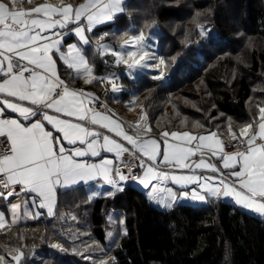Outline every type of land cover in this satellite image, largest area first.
Wrapping results in <instances>:
<instances>
[{"label": "trees", "instance_id": "1", "mask_svg": "<svg viewBox=\"0 0 264 264\" xmlns=\"http://www.w3.org/2000/svg\"><path fill=\"white\" fill-rule=\"evenodd\" d=\"M200 1L213 4L216 31L205 47L194 51V60L174 61L177 55L170 52L175 45L169 51L166 40L171 35L165 26L168 19L176 17L173 8L169 4L159 5L157 0H125V11L96 29L94 36L99 38L107 33L103 41L116 47L120 39L140 31L149 32L157 24L164 31L158 39L169 65L166 69L171 61L178 63V67L162 83L148 72L129 75L126 64L114 63L108 55H101L98 48L90 46L87 51L91 63L99 78H104L103 82L98 78L90 83L91 91L117 104L119 110L129 106L125 102L131 97L142 102L152 130L225 132L229 127L237 129L254 122L264 104V74L260 72L264 66V0ZM227 9L238 13L240 30L249 39L241 41L236 37L239 29L230 26ZM240 45L244 46L242 50ZM222 53L226 55L215 59V54ZM109 79L123 87L122 99L111 96L107 89ZM155 122L160 127H155ZM121 185L124 190L115 195L90 200L81 188L59 192L55 218L40 217L0 229V254L11 260L8 253L19 248L25 253L23 264H87L83 255L71 248L104 246L106 212L115 209L124 217L126 232L99 251L102 254L97 260L111 255L114 264H264V217L219 198L161 208L132 180ZM83 206L88 207L87 223L72 224L59 218L60 213ZM71 228L80 230L75 235L69 232ZM70 236L75 239L72 241ZM57 240L65 251L51 247Z\"/></svg>", "mask_w": 264, "mask_h": 264}, {"label": "snow or ice", "instance_id": "2", "mask_svg": "<svg viewBox=\"0 0 264 264\" xmlns=\"http://www.w3.org/2000/svg\"><path fill=\"white\" fill-rule=\"evenodd\" d=\"M25 2L30 0H0V138H6L11 144V154L0 155V179L4 180L0 188L8 189L6 193L0 192V198L19 197L21 193L33 194L32 204L47 208L52 214L59 189L70 190L80 182L87 183L98 178L111 185L112 190L108 195H115L124 190L121 182L130 178L131 171L126 176L112 160L88 163L82 158L100 157L102 151L115 152L118 158L125 152H132L133 156H139L142 160L140 167L144 171L137 178L139 183L145 189L151 185V198L165 208H171L178 199L171 188L161 186L171 180L182 188L195 184L200 189H193L190 194L184 192L185 198L190 195L192 200L204 201L206 195L202 193L217 198L233 197L242 208L264 216V107L259 108L258 119L241 128L238 135L229 128L232 140L238 141L237 150L231 154L224 152L222 141L213 140L216 133L194 136L189 132L164 131L160 134L162 142L155 138L138 142L123 130L121 122L77 103L78 96L91 97L93 102L98 97L83 90L70 89L60 79L53 57L59 54V59L69 69H74L77 76L91 77L86 79L87 83L98 78L93 75L82 48L73 44L68 46L66 53L61 51L66 35L64 31H55L54 38L45 34L54 29L67 30L69 25L75 24L72 31L83 44H89L85 32L123 13V0H85V3L75 8L71 4L58 7L46 3L29 10L23 9L22 4ZM40 14L46 18H41ZM197 26L200 36L206 37L208 30ZM107 35L105 33L97 40L98 49L105 52L110 50L109 46L100 41ZM128 45L135 51L111 50L116 62L126 64L129 75L137 69L150 67L148 60L155 57L145 50L144 35L125 41V46ZM128 60L132 63H128ZM160 65H165L163 59L159 60L156 67ZM152 78L160 80L164 74L161 72ZM99 79L103 82L104 78ZM108 82L112 83L111 79ZM111 90L119 92L121 88L113 83ZM8 111L17 113L19 118L9 117ZM71 118H75L76 122ZM23 121H28V124ZM46 125H51V129ZM96 125L127 141L131 148L109 135L95 131ZM150 132V127L137 129L135 135L139 137ZM169 137L182 143H170ZM193 141L197 143L190 147ZM206 141L220 146V155L217 156L211 145L205 144ZM65 142L74 147H66ZM205 147L213 156H217L222 168L229 170L228 175L235 178V182L229 183L221 178L217 185L212 183L213 177L197 175L196 169L222 171L203 158L198 162H185L197 150ZM143 157L147 158V162L143 161ZM161 163L188 169L192 174L176 175L161 171ZM153 181L157 183L153 185ZM16 186H19L20 193L14 191ZM20 207V204L11 205L13 217L17 216ZM24 215L28 216L29 213L25 211ZM4 220V214L0 212V228L4 226ZM51 247L65 251L58 243L51 244ZM8 255L11 260L0 254V264H12L13 261L23 264L25 253L21 249H12ZM103 264L110 262L105 261Z\"/></svg>", "mask_w": 264, "mask_h": 264}, {"label": "crops", "instance_id": "3", "mask_svg": "<svg viewBox=\"0 0 264 264\" xmlns=\"http://www.w3.org/2000/svg\"><path fill=\"white\" fill-rule=\"evenodd\" d=\"M5 2H7V1H5ZM124 2H125V0H123V3ZM46 3H50V4L58 6V7L61 6L62 4L63 5L71 4L75 8L76 6H78L82 3H85V0H80L77 3H75V0H30V2L23 3L22 7L25 10H29V9L35 8L37 6H40V5H44ZM124 7H125V4H124ZM34 15H36V14H34ZM40 15H41V18H46V17H43L42 14H40ZM109 22H111V21L96 25L92 31H90V32L86 31L85 32V36L90 41L89 44H83L80 41V38L75 34V32L72 31L76 27L75 24L69 25V29H67V30L54 29V30L46 32L45 34L48 35L49 37H53V33L55 31H64L66 33V35L64 36V42H63V46L61 47V51L66 53L68 46L73 45V44L77 45V47L82 48L83 52L85 54V57L88 61L89 66H91L93 68V71L96 75L95 77L99 78L100 76L96 73V71L94 69V65L91 63V60L89 58L87 47L93 46L94 48H98L97 40L99 38H96L94 36L95 34H93V33L96 29L102 27L103 25H106ZM84 24H86V21H84ZM103 35H104V33H103ZM107 42H109V41H100V43H103V44H105ZM109 43L112 44L111 42H109ZM113 47L116 49L118 47V45L116 47L113 45ZM100 53H101V55H108L111 59H113L114 63H117L116 57L112 56L111 52H108V51L105 52V51L100 50ZM53 58L56 60L57 70H58V73L60 75V79L63 80L65 82V84L68 85V87L70 89L83 90L84 93H92L95 95V97H98V96H96L95 93H93L91 91V87L89 86L90 83L86 82V79L83 77V75L77 76L76 71L74 69H69L67 67V65L64 64L62 60L59 59V54H56ZM25 63H26V61H25ZM76 101L78 104H81L84 108L91 107L95 112H100L103 114L110 115L113 120L121 122L123 130L128 135H132L134 137V139H136L138 142L146 140V139H152V138H155L157 140H161V142H162V138H161L160 134H161V132H164V131H168V132L177 131V132H181V133L189 132L191 135H194V136L208 135L210 133H216L217 135H216V137L213 138V140L218 139L219 136H225L228 139H232L231 134L229 132V128H231V127H229L227 129V131H225V132H221V131H218L216 129L204 130V131L191 130V129H187V128L159 129V130H152L151 129V132L148 133L147 135H142V136L137 137L135 135L137 129H145V128H148L150 126H149V124L143 123L142 119H140L138 117L137 109L135 106H133V107L129 106V108L119 110V109L114 108L113 104L108 102V100H106V98H103V97L102 98L98 97V100L93 102L91 97L78 96L76 98ZM261 107H264V104L261 105L259 108H261ZM258 112H259V110H258ZM258 112H257V119H258ZM50 114H52V113L50 112ZM7 115L11 118H19L17 113H12L10 111L7 112ZM71 119L73 120V122H76L75 118H71ZM254 122L244 123L241 126H239L237 129L231 128V130H232V132H234L238 135L241 128L245 127L249 123H254ZM23 123L28 124V121H23ZM46 127L48 129H51V125H46ZM89 127H93V126L89 125ZM94 130L100 132L102 135H109L110 137L116 139L118 142H122L125 144V146L131 148V145H128L127 141H122L120 137L115 136L114 133L108 132L107 129H104V128L100 127L99 125L94 126ZM53 131H54V129H53ZM241 139H244V137H241ZM168 140L170 143H178V144L182 143L181 141L172 140L171 137H169ZM196 143H197L196 141H193V145H190V147L194 146ZM205 144L211 145L212 150L217 153V156L220 155V152H219L220 146H217L213 142H210V141H206ZM65 146L68 148L74 147L72 145H67L66 142H65ZM224 152L231 154V152H226V151H224ZM124 154L125 153H123L121 155V157L118 158L116 156L115 152L102 151L100 157H84L82 159L86 160L88 163H100L102 161V159H109V160H112L115 165H117L119 160H121L123 158ZM217 156H213L212 153L208 150V148L205 147V148H202L201 150H197L195 152V154L193 156H191L185 162L186 163L198 162L200 158H203V159H205L206 162H210L212 164H215L218 168H221L222 171L221 172H212V171H209L207 169H203V170L196 169L197 175L203 176V177H213L212 183L217 184V185L219 184L221 178H223L224 180H226L229 183L235 182V178L229 177V175H228L229 170L222 168V163L220 161H218ZM78 159H81V158H78ZM143 161L147 162V158L143 157ZM141 163H142V160H141ZM159 170L169 172L170 174H176V175H190V174H192L189 172L188 169H179V168H175V167H171V166H165L162 163L159 164ZM143 171H144L143 168L140 167L138 177L143 175ZM137 178L135 180H133V182L138 187L143 189V191L146 193V195L149 197V199L156 206L161 207V208H165L161 204H158L155 200H153L151 198V191H150L151 185H150L149 189H145L143 187V185H141L139 183ZM201 182H203V181H201ZM156 183H157V181L152 182L153 185ZM161 186L171 188L176 193L178 199L173 205H175L177 203H181V202L202 204V203L206 202L209 198H217V197H213L211 195H208L206 193H202V194L206 195V199L204 201L192 200L190 198V195H189V197L185 198L183 196L184 192H189V194H190L193 189L200 191V189L195 184L189 185L186 188H182V187H180V185L174 184L171 180H168V181L164 182V184H162ZM16 187L19 188V186H16ZM75 188H81L79 190L81 192L84 191L89 200L94 199V198L99 197V196H107L108 192L112 190L111 185L106 184L100 178H98L97 180L89 181L87 183L80 182L77 185H75L72 189H75ZM64 191H66V190L59 189L58 193L64 192ZM32 196H33V194L21 193L20 197L16 200H13V201H6V200H4V198H0V212H2L4 214V217H5L4 226L0 229L7 228L10 225H14V224H18V223H24V222H27L31 219H36V218H40V217H46V218H53L54 217L55 218L54 215H55L56 209H57V200H56V203L54 206L53 213L49 214L47 208H39L38 206L32 204V202H31ZM219 198L223 199V200H230L235 205L240 207L241 209H243V210H245L251 214H254L258 217H264V216H260V215L256 214L255 212H252V211H249L247 209L242 208L240 205L235 203V200L233 197L220 196ZM12 204H20L21 205L20 209L18 210V214L16 217H13V215H12V209H11ZM109 210H115V209H108L107 212ZM25 211H27L29 213L28 216L24 215ZM107 212H106V214H107ZM73 217H75V219H73ZM59 218L64 219L65 221L70 222L72 224L87 223V221H88L87 220L88 219V207H85V206L77 207L75 209L70 210L69 212H62L59 214ZM13 219H15V223H13ZM68 230L71 234L77 235L76 233L80 229L79 228H75V229L71 228Z\"/></svg>", "mask_w": 264, "mask_h": 264}, {"label": "rangeland", "instance_id": "4", "mask_svg": "<svg viewBox=\"0 0 264 264\" xmlns=\"http://www.w3.org/2000/svg\"><path fill=\"white\" fill-rule=\"evenodd\" d=\"M159 2V5H166L169 4L175 11V18H170L165 22V26L167 28V31L169 33V38L166 40L167 47L170 51L171 46L175 45L173 49H171V54L175 53L177 57L174 59V61L177 59H190L194 60L196 57V54L194 51L196 49H202V47L206 46V41L208 40L209 36L216 31V23L213 19V13H214V7L213 4L210 2L202 3L200 0H172L171 2H167L165 0H157ZM201 4H204V6H200ZM232 8V7H231ZM227 15L230 17L231 21V27L239 29V32L236 34V37L239 39H249V35H245L240 30L241 25L239 22L238 13L234 9H227L226 11ZM143 15V14H141ZM197 25L202 26L203 28L208 30V35L206 37H201L199 32L200 28H198ZM163 33L164 31L161 30V27L155 24L152 27V30L149 32H138L128 35L127 37H124L123 40L119 43L118 47L115 49L112 44L109 42L105 43V45L109 46V51L115 50V51H135V48L128 45L125 46V41L130 40L133 37H136L140 34H143L145 37V45H146V51H148L149 55L152 57H155V59L148 60V63L150 67L143 68V69H137L134 74L142 73V72H148L147 74L151 77L160 75L161 72L164 74V78L161 79L162 83H166L167 80L170 79L171 74L174 72V67H178V63H174L171 61L169 69L167 66L168 62L166 58L163 56L162 51L160 50V42L158 39L159 33ZM180 46V48H177V46ZM242 47L240 45V49L242 50ZM194 53V54H193ZM223 55H226V53L222 54H215V59H220ZM184 56V57H181ZM213 56V55H212ZM163 59L165 61V65H160L159 68L156 67V65L159 64V60ZM171 59V58H170ZM173 59V57H172ZM128 63H132L131 60H128ZM173 65V66H172ZM91 67V66H90ZM92 68V67H91ZM93 70V68H92ZM264 74V66L262 67V70L260 71ZM93 75H95L93 71ZM264 76V75H263ZM262 76V77H263ZM85 79H91V77H85ZM119 88H121V91L119 92H112V86L113 83L110 84V86L107 89H110V93L112 97H116L117 99H122V89L123 87L119 83H115ZM109 93V92H107ZM176 95V94H175ZM129 106H135L137 109V114L140 119H142L143 123H148V115L146 113L145 106L142 102H135L134 98H130L128 102H125ZM114 108L118 109V105L113 103ZM127 106L126 108H129ZM125 108V109H126ZM143 117V118H142ZM155 127H160L157 122H155ZM94 195V194H93ZM95 196V195H94ZM106 219L108 221V224L105 228V245L99 247L98 245H90L87 244L83 247H73L71 250L74 252H79L83 256V260H85L87 264H103V262L107 261L110 262V264H114V259L111 255H106L102 259L97 260V256L102 253L99 251H104V248L108 247L109 245L113 244L120 235L126 232V227L124 224V217L122 214H120L118 211L115 210H109L106 214ZM111 233V236L109 235ZM71 240L73 241L75 239V236H70ZM54 243L61 244L62 243L57 240L54 241ZM63 246V245H62ZM64 249H66L63 246ZM58 250V249H56ZM59 252H62L58 250ZM91 255H85V253H89ZM97 260V261H96Z\"/></svg>", "mask_w": 264, "mask_h": 264}, {"label": "built area", "instance_id": "5", "mask_svg": "<svg viewBox=\"0 0 264 264\" xmlns=\"http://www.w3.org/2000/svg\"><path fill=\"white\" fill-rule=\"evenodd\" d=\"M218 139L222 141V147L224 151L232 153L237 150L238 141L228 139L225 136H219ZM10 147L11 144L9 141H7L6 138H0V155H10L11 154ZM121 161L123 163H121ZM140 164H141V158L139 156H133L132 152H125L123 158L119 160V162L117 163V166L120 167L121 172L126 176H128L129 172L131 171V176L127 181H131V180L133 181L139 176ZM2 183H4V180L0 179V184ZM7 191L8 189L0 188V192L6 193ZM14 191L17 193L21 192V190L17 187L14 188ZM19 197L10 196L4 198V200L13 201L18 199Z\"/></svg>", "mask_w": 264, "mask_h": 264}, {"label": "bare ground", "instance_id": "6", "mask_svg": "<svg viewBox=\"0 0 264 264\" xmlns=\"http://www.w3.org/2000/svg\"><path fill=\"white\" fill-rule=\"evenodd\" d=\"M220 199V198H219Z\"/></svg>", "mask_w": 264, "mask_h": 264}]
</instances>
